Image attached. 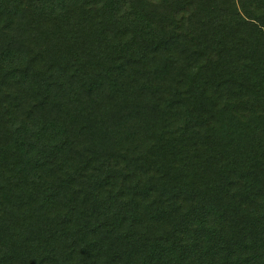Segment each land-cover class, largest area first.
<instances>
[{
  "label": "trees",
  "instance_id": "trees-1",
  "mask_svg": "<svg viewBox=\"0 0 264 264\" xmlns=\"http://www.w3.org/2000/svg\"><path fill=\"white\" fill-rule=\"evenodd\" d=\"M0 264H264V0H0Z\"/></svg>",
  "mask_w": 264,
  "mask_h": 264
}]
</instances>
